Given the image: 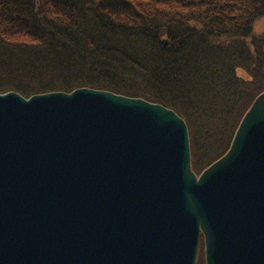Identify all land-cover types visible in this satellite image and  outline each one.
<instances>
[{
    "label": "water",
    "instance_id": "1",
    "mask_svg": "<svg viewBox=\"0 0 264 264\" xmlns=\"http://www.w3.org/2000/svg\"><path fill=\"white\" fill-rule=\"evenodd\" d=\"M201 235L205 264H264V91L198 175L161 104L0 94V264H195Z\"/></svg>",
    "mask_w": 264,
    "mask_h": 264
},
{
    "label": "trees",
    "instance_id": "2",
    "mask_svg": "<svg viewBox=\"0 0 264 264\" xmlns=\"http://www.w3.org/2000/svg\"><path fill=\"white\" fill-rule=\"evenodd\" d=\"M262 17L264 0H0V94L88 87L161 104L185 121L199 174L264 91Z\"/></svg>",
    "mask_w": 264,
    "mask_h": 264
},
{
    "label": "rangeland",
    "instance_id": "3",
    "mask_svg": "<svg viewBox=\"0 0 264 264\" xmlns=\"http://www.w3.org/2000/svg\"><path fill=\"white\" fill-rule=\"evenodd\" d=\"M264 29V17L258 19L254 26H253V30L255 33H260L262 30ZM202 259V261L204 262V243H203V239L202 241H199V246H198V252H197V256H196V262Z\"/></svg>",
    "mask_w": 264,
    "mask_h": 264
}]
</instances>
